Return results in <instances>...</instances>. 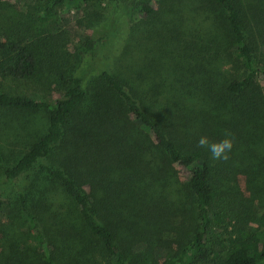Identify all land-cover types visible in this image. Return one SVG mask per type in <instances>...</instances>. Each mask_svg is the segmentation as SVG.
I'll return each instance as SVG.
<instances>
[{
    "label": "trees",
    "instance_id": "trees-1",
    "mask_svg": "<svg viewBox=\"0 0 264 264\" xmlns=\"http://www.w3.org/2000/svg\"><path fill=\"white\" fill-rule=\"evenodd\" d=\"M43 1L35 16L0 17V80L48 76L63 94L50 102L0 85V112L45 111L47 119L16 162L1 166L8 178L38 169L72 210L31 179L17 191L29 249L3 251L0 264H146L155 242L154 251L173 255L162 264H264V213L254 197L257 180L264 184V0L136 1L134 19L158 25L142 67L127 73L112 66L133 37L122 0ZM90 3L116 12L83 50L70 51L62 30L36 32L60 9ZM226 132L234 140L227 161L198 147L202 136L220 141ZM57 148L69 159L54 165ZM181 171L188 179L178 218L160 187Z\"/></svg>",
    "mask_w": 264,
    "mask_h": 264
},
{
    "label": "rangeland",
    "instance_id": "rangeland-1",
    "mask_svg": "<svg viewBox=\"0 0 264 264\" xmlns=\"http://www.w3.org/2000/svg\"><path fill=\"white\" fill-rule=\"evenodd\" d=\"M136 1L138 0L121 1L122 13L127 16L130 26L134 29L133 37L129 42L128 53L115 59L114 64H112L113 67L116 66L117 72L124 73L125 71L127 73L129 69L142 67L140 53L151 44L148 33L155 30L158 25V22L150 24L144 20L134 19L132 10ZM245 1L260 2V0ZM46 5L47 3L43 0H0V17L8 22H13L15 18L24 19L37 15L40 9ZM115 6V4L110 3H90L80 10L63 8L60 9L54 20L44 25L37 24L35 30L36 32L62 30V32H65L66 37L70 38V42H68L70 51H75V49L83 50L84 42L88 38H99L100 34L95 30L97 28H100L101 31L105 29L101 26L106 25L111 14L116 12ZM151 26H154V28H150ZM0 31L2 32V29ZM98 50L95 51V54H97ZM0 85L6 91L23 93L50 102H55L63 94L60 87L48 76L29 81L0 80ZM46 123L45 111L34 113L0 112V147L5 152V161L0 164V196L4 200V208L0 213V253L19 247L29 249L28 245L24 243L27 222L20 213L17 191L31 184V179L41 191V194L46 199L53 201L56 207L59 209L62 207L67 211L72 210V202L60 186L46 174L40 173L38 169L30 173L29 180L26 175L14 178L6 177L1 166L13 165L28 148L30 142L45 131ZM262 150H264V143ZM69 153L70 151L64 148H57L50 155L48 161L58 165L62 161L69 159ZM187 179L186 173L181 171L179 179H169L164 186L160 187L161 194L168 199L166 205L169 206V210L178 212V218L182 217L180 212L181 202L182 205L185 203L181 184L186 182ZM27 180L30 182H27ZM262 183L263 179L261 177L254 184V186H257L256 188L263 187L260 191L254 193V197L257 200L260 211L264 213V184ZM155 245L159 246V243H152L151 247L146 249L148 257V263L146 264H162L173 256L172 254H167L166 249L162 251L156 249L154 251Z\"/></svg>",
    "mask_w": 264,
    "mask_h": 264
},
{
    "label": "clouds",
    "instance_id": "clouds-1",
    "mask_svg": "<svg viewBox=\"0 0 264 264\" xmlns=\"http://www.w3.org/2000/svg\"><path fill=\"white\" fill-rule=\"evenodd\" d=\"M198 147L209 151L211 158L215 161H227L230 158V152L234 147V140L231 133L226 132L225 138L220 141H212L208 136H202L198 142Z\"/></svg>",
    "mask_w": 264,
    "mask_h": 264
}]
</instances>
